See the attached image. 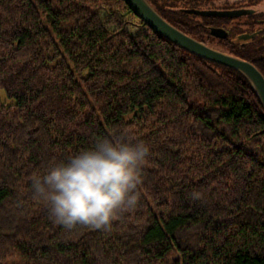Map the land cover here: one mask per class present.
I'll return each instance as SVG.
<instances>
[{
    "label": "trees",
    "instance_id": "16d2710c",
    "mask_svg": "<svg viewBox=\"0 0 264 264\" xmlns=\"http://www.w3.org/2000/svg\"><path fill=\"white\" fill-rule=\"evenodd\" d=\"M203 42L211 0H147ZM222 52L264 75V0ZM0 264H264V107L237 70L151 29L126 0H0ZM114 129L151 146L139 207L54 224L31 177Z\"/></svg>",
    "mask_w": 264,
    "mask_h": 264
},
{
    "label": "clouds",
    "instance_id": "9594fccd",
    "mask_svg": "<svg viewBox=\"0 0 264 264\" xmlns=\"http://www.w3.org/2000/svg\"><path fill=\"white\" fill-rule=\"evenodd\" d=\"M151 146L131 129H114L31 177L33 198L66 230L108 229L120 212H134Z\"/></svg>",
    "mask_w": 264,
    "mask_h": 264
},
{
    "label": "water",
    "instance_id": "95a60500",
    "mask_svg": "<svg viewBox=\"0 0 264 264\" xmlns=\"http://www.w3.org/2000/svg\"><path fill=\"white\" fill-rule=\"evenodd\" d=\"M126 1L142 21L176 46L208 61L240 72L249 82L264 107V75L251 61L214 49L189 36L163 18L147 0ZM233 13L231 12L229 15ZM217 32L221 36L224 35L221 29H217Z\"/></svg>",
    "mask_w": 264,
    "mask_h": 264
},
{
    "label": "flooded vegetation",
    "instance_id": "af4514ba",
    "mask_svg": "<svg viewBox=\"0 0 264 264\" xmlns=\"http://www.w3.org/2000/svg\"><path fill=\"white\" fill-rule=\"evenodd\" d=\"M217 0H211L209 7L203 10H193L194 14L199 16H206L210 18L207 23L208 32L203 38L206 45L217 50H229L235 47H245L249 40L255 38V35H260L262 29L260 26H255L253 32L250 30H239L238 23L243 26V22L249 15L257 12L256 7H237V8H217L214 4ZM234 12L232 15H229ZM220 13V14H219ZM258 22L264 23V19L257 17ZM221 29L224 35L221 36L217 32ZM223 34V33H222Z\"/></svg>",
    "mask_w": 264,
    "mask_h": 264
},
{
    "label": "rangeland",
    "instance_id": "374dc122",
    "mask_svg": "<svg viewBox=\"0 0 264 264\" xmlns=\"http://www.w3.org/2000/svg\"><path fill=\"white\" fill-rule=\"evenodd\" d=\"M14 102V98L8 97L6 91L3 88H0V104L8 106Z\"/></svg>",
    "mask_w": 264,
    "mask_h": 264
}]
</instances>
